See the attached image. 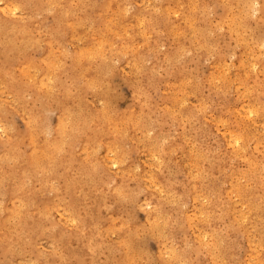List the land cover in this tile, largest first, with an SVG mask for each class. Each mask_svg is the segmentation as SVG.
<instances>
[{"label":"rangeland","instance_id":"rangeland-1","mask_svg":"<svg viewBox=\"0 0 264 264\" xmlns=\"http://www.w3.org/2000/svg\"><path fill=\"white\" fill-rule=\"evenodd\" d=\"M148 1L0 0V264H264V0Z\"/></svg>","mask_w":264,"mask_h":264},{"label":"bare ground","instance_id":"bare-ground-1","mask_svg":"<svg viewBox=\"0 0 264 264\" xmlns=\"http://www.w3.org/2000/svg\"><path fill=\"white\" fill-rule=\"evenodd\" d=\"M148 1V0H147ZM192 1V0H191ZM149 2V1H148ZM183 2V1H182ZM242 2V1H241ZM246 2V1H245ZM150 3V2H149ZM152 3V2H151ZM161 3V2H160ZM221 3V2H220ZM243 3H244V0H243ZM249 3H250V1H249ZM262 3H264V2H262ZM13 4H15V3H13ZM158 4V3H157ZM181 4V3H180ZM223 4V3H222ZM228 4V3H227ZM51 5H53V4H51ZM147 5V4H146ZM226 5V4H225ZM240 5V4H239ZM249 4H247V6H248ZM251 5V4H250ZM14 6V5H13ZM160 6V5H159ZM236 6H238V5H236ZM245 6V5H244ZM247 6H246V9H247ZM261 6V5H260ZM1 8H2V6H0ZM10 7V6H9ZM15 7V6H14ZM50 7V6H49ZM143 7V6H142ZM231 7H233V6H231ZM249 7V6H248ZM20 8V7H19ZM84 8V7H83ZM82 8V9H83ZM148 8V7H147ZM156 8V7H155ZM163 8V7H162ZM161 8V9H162ZM165 8V7H164ZM229 8V7H228ZM250 8V7H249ZM253 8V7H252ZM259 8V7H258ZM7 9V8H6ZM77 9V8H76ZM127 9V8H126ZM230 9V8H229ZM251 9V8H250ZM250 9H248V10H250ZM68 10V9H67ZM124 10H125V8H124ZM252 10V9H251ZM250 10V11H251ZM4 11V10H3ZM8 11V10H7ZM140 11V10H139ZM166 11V10H165ZM168 11V10H167ZM189 11V10H188ZM192 11V10H191ZM201 11V10H200ZM229 11V10H228ZM246 11V10H245ZM253 11V10H252ZM53 12V11H52ZM74 12V11H73ZM119 12V11H118ZM123 12V11H122ZM174 12V11H173ZM176 13H177V11H175ZM248 12V11H247ZM231 13V12H230ZM255 13H257V12H255ZM12 14V13H11ZM116 14V13H115ZM140 14V13H139ZM246 14V13H245ZM245 14H244V16L243 17H245ZM253 14V13H252ZM120 15V14H119ZM118 15V16H119ZM183 15H184V13H183ZM194 15V14H193ZM192 15V16H193ZM196 15V14H195ZM198 15V14H197ZM232 15V14H231ZM238 15V14H237ZM64 16V15H63ZM121 16V15H120ZM128 16V15H127ZM236 16V15H235ZM234 16V17H235ZM251 16V15H250ZM253 16H255V15H253ZM186 16H184V18H185ZM229 17H230V15H229ZM236 17H238V16H236ZM136 18H137V16H136ZM81 19V18H80ZM79 19V20H80ZM85 19V18H84ZM112 19V18H111ZM120 19H121V17H120ZM123 19V18H122ZM167 19V18H166ZM188 19H190V18H188ZM194 19H195V17H194ZM222 19V18H221ZM224 19V18H223ZM230 19V18H229ZM234 19V18H233ZM232 19V20H233ZM244 19V18H243ZM252 19H254L253 17H252ZM82 20V19H81ZM226 20V19H225ZM193 21V20H192ZM192 21L190 20V22L192 23ZM196 21V20H195ZM187 22V21H186ZM188 22H189V20H188ZM242 22H244V21H242ZM116 23V22H115ZM190 23V24H191ZM195 23V22H194ZM217 23H219V22H217ZM223 23V22H222ZM221 23V24H222ZM240 23V22H239ZM176 24V23H175ZM186 24V23H185ZM241 24V23H240ZM79 25V24H78ZM189 25V24H188ZM231 25V24H230ZM61 26V25H60ZM107 26H109V25H107ZM221 26V25H220ZM225 26H227V25H225ZM98 27V26H97ZM105 27V26H104ZM129 27V26H128ZM191 27V26H190ZM63 28V27H62ZM83 28V27H82ZM231 28V27H230ZM74 29V28H73ZM176 29V28H175ZM193 29H195V28H193ZM76 30V29H75ZM109 30V29H108ZM111 30V29H110ZM180 31V30H179ZM239 31V30H238ZM237 31V32H238ZM1 32V31H0ZM123 32V31H122ZM171 32V31H170ZM174 32V31H173ZM173 32H172V34H173ZM184 32V31H183ZM236 32V33H237ZM51 33V32H50ZM107 33V32H106ZM105 33V34H106ZM126 33H128V32H126ZM125 33V34H126ZM181 33V32H180ZM192 33V32H191ZM62 34V33H61ZM83 34V33H82ZM175 34V33H174ZM184 34V33H183ZM235 34V33H234ZM239 34V33H238ZM73 35V34H72ZM22 36V35H21ZM48 36H50V35H48ZM173 36V35H172ZM241 36V35H240ZM80 37V36H79ZM124 37V36H123ZM235 37V36H234ZM70 38V37H69ZM76 38H77V36H76ZM105 38V37H104ZM103 38V39H104ZM197 38V37H196ZM237 38H238V36H237ZM18 39V38H17ZM83 39V38H82ZM249 39V38H248ZM100 40V39H99ZM259 40V39H258ZM51 41V40H50ZM78 41V40H77ZM238 41V40H237ZM241 41L243 42V40L241 39ZM19 42V41H18ZM80 42V41H79ZM78 42V43H79ZM105 43V42H104ZM200 43V42H199ZM204 43V42H203ZM206 43V42H205ZM249 43V42H248ZM23 44V43H22ZM35 44V43H34ZM108 44H109V41H108ZM193 44V43H192ZM245 44V43H244ZM29 45V44H28ZM97 45V44H96ZM194 45V44H193ZM199 45V44H198ZM211 45V44H210ZM20 46V45H19ZM207 46V45H206ZM230 46V45H229ZM3 47V46H2ZM97 47H98V45H97ZM103 47V46H102ZM101 47V48H102ZM125 47H126V45H125ZM181 47V46H180ZM199 47H200V45H199ZM205 47V46H204ZM25 48V47H24ZM91 48V47H90ZM96 48V47H95ZM123 48V47H122ZM183 48V47H182ZM196 48H198V47H196ZM203 48V47H202ZM5 49V48H4ZM93 49V48H92ZM103 49V48H102ZM128 49V48H127ZM207 49V48H206ZM214 49V48H213ZM123 50V49H122ZM250 50V49H249ZM93 51V50H92ZM126 51V50H125ZM208 51V50H207ZM106 52V51H105ZM124 53H126V52H124ZM22 54V53H21ZM53 55V54H52ZM51 55V56H52ZM260 55V54H259ZM258 55V56H259ZM6 56V55H5ZM45 56V55H44ZM55 56V55H54ZM67 56V55H66ZM49 57V56H48ZM53 57V56H52ZM58 57V56H57ZM251 57V56H250ZM44 58V57H43ZM56 58V57H55ZM205 58V57H204ZM243 58H245V55H244V57ZM83 61V60H82ZM117 61V60H116ZM45 63V62H44ZM57 63V62H56ZM88 63V62H87ZM247 63H248V61H247ZM250 64V63H249ZM33 65V64H32ZM217 65V64H216ZM252 65V64H251ZM59 66V65H58ZM215 66V65H214ZM249 66V65H248ZM243 67V66H242ZM29 68V67H28ZM33 68V67H32ZM217 68V67H216ZM54 69V68H53ZM91 71V70H90ZM220 71V70H219ZM226 71V70H225ZM222 72V71H221ZM226 73V72H225ZM249 73V72H248ZM53 74V73H52ZM85 74V73H84ZM106 74H107V72H106ZM221 74V73H220ZM220 74H219V77H220ZM244 74V73H243ZM247 73H245V75H246ZM95 75V74H94ZM231 75V74H230ZM31 76V75H30ZM51 76V75H50ZM81 76V75H80ZM234 77H236V76H234ZM210 78H211V76H210ZM237 78V77H236ZM30 80V79H29ZM215 80H217V79H215ZM244 80V79H243ZM56 81V80H55ZM1 82V81H0ZM212 82V81H211ZM228 82V81H227ZM41 83V82H40ZM88 83H89V81H88ZM95 84V83H94ZM92 85V84H91ZM174 85V84H173ZM212 85V84H211ZM89 86V85H88ZM49 87V86H48ZM47 87V88H48ZM103 88V87H102ZM81 91V90H80ZM47 92V91H46ZM245 92H246V90H245ZM20 94V93H19ZM101 94V93H100ZM241 94H243V93H241ZM51 95V94H50ZM68 95V94H67ZM244 95V94H243ZM42 96V95H41ZM73 97V96H72ZM19 99V98H18ZM66 99V98H65ZM183 99V98H182ZM75 100V99H74ZM169 100V99H168ZM21 102V101H20ZM63 102V101H62ZM37 103V102H36ZM76 103V102H75ZM77 105V104H76ZM61 106V105H60ZM68 106V105H67ZM181 106V105H180ZM240 106H242V105H240ZM249 106V105H248ZM71 107V106H70ZM84 107V106H83ZM258 107V106H257ZM174 108V107H173ZM244 108V107H243ZM85 109V108H84ZM252 109V108H251ZM254 109V108H253ZM252 109V110H253ZM79 111V110H78ZM81 111V110H80ZM77 112V111H76ZM245 112V111H244ZM84 113V112H83ZM258 113V112H257ZM256 113V114H257ZM244 114V113H243ZM75 115V114H74ZM74 115H72V116H74ZM89 115V114H88ZM104 115V114H103ZM253 115V114H252ZM26 116H27V114H26ZM34 116V115H33ZM71 116V115H70ZM29 117V116H28ZM68 117V116H67ZM87 117V116H86ZM249 117H251V116H249ZM27 118V117H26ZM66 118V117H65ZM132 118V117H131ZM80 119V118H79ZM216 119H218V118H216ZM126 120V119H125ZM80 121V120H79ZM225 121V120H224ZM251 121V120H250ZM59 122V121H58ZM75 122V121H74ZM83 123V122H82ZM127 123V122H126ZM217 123V122H216ZM222 123H225V122H222ZM261 123V122H260ZM69 124V123H68ZM70 124H73V123H70ZM199 124V123H198ZM218 124H220V122L218 123ZM262 124V123H261ZM58 125V124H57ZM133 125V124H132ZM204 125H205V123H204ZM40 126V125H39ZM75 126V125H74ZM224 126V125H223ZM226 126V125H225ZM253 126V125H252ZM78 127V126H77ZM79 128V127H78ZM39 129V128H38ZM71 129V128H70ZM235 129V128H234ZM67 130V129H66ZM74 130V129H73ZM77 130V129H76ZM84 130V129H83ZM68 131V130H67ZM115 131V130H114ZM243 131V130H242ZM34 132V131H33ZM38 132V131H37ZM84 132V131H83ZM102 132V131H101ZM35 133V132H34ZM69 133V132H68ZM78 133H80V132H78ZM78 133H77V135H78ZM61 134V133H60ZM71 134V133H70ZM85 135V134H84ZM102 135V134H101ZM43 136V135H42ZM256 136V135H255ZM23 137V136H22ZM65 137V136H64ZM88 137V136H87ZM11 138V137H10ZM11 140V139H10ZM72 140V139H71ZM74 140V139H73ZM242 140V139H241ZM251 140V139H250ZM27 141V140H26ZM69 141V140H68ZM240 141V140H239ZM62 142H64V141H62ZM91 142V141H90ZM251 142V141H250ZM257 142V141H256ZM15 143V142H14ZM99 143V142H98ZM20 144V143H19ZM43 144V143H42ZM41 144V145H42ZM235 144V143H234ZM31 145H32V143H31ZM40 145V146H41ZM66 145H67V143H66ZM7 146H8V144H7ZM234 146V145H233ZM16 147V146H15ZM33 147H35V146H33ZM88 147V146H87ZM95 147H97V146H95ZM175 147V146H174ZM28 149V148H27ZM174 149V148H173ZM54 151V150H53ZM10 152V151H9ZM19 152V151H18ZM17 152V153H18ZM119 152V151H118ZM193 152V151H192ZM12 153V152H11ZM29 153V152H28ZM48 153V152H47ZM87 153H88V151H87ZM24 154V153H23ZM57 154V153H56ZM118 154V153H117ZM193 154H195L194 152H193ZM18 155V154H17ZM25 155V154H24ZM31 155V154H30ZM40 155V154H39ZM43 155V154H42ZM59 155V154H58ZM78 155V154H77ZM109 156V155H108ZM48 157V156H47ZM99 157V156H98ZM89 158V157H88ZM92 158V157H91ZM194 158V157H193ZM23 159V158H22ZM49 159V158H48ZM34 160V159H33ZM87 160V159H86ZM25 161V160H24ZM39 161V160H38ZM126 161V160H125ZM6 162V161H5ZM13 162H15V161H13ZM36 162V161H35ZM196 162V161H195ZM12 163V162H11ZM24 163V162H23ZM88 163V162H87ZM3 164V163H2ZM22 164V163H21ZM72 164V163H71ZM37 166V165H36ZM44 166V165H43ZM81 166V165H80ZM123 166V165H122ZM209 167V166H208ZM51 168V167H50ZM38 169V168H37ZM72 169V168H71ZM53 170V169H52ZM38 171V170H37ZM57 171V170H56ZM201 172V171H200ZM195 173V172H194ZM41 174V173H40ZM55 174V173H54ZM56 174H57V172H56ZM100 174V173H99ZM83 175V174H82ZM159 175V174H158ZM150 176V175H149ZM76 177V176H75ZM91 177V176H90ZM193 177H195V176H193ZM31 178V177H30ZM149 178V177H148ZM147 178V179H148ZM204 178V177H203ZM141 179V178H140ZM208 180V179H207ZM10 181V180H9ZM99 181V180H98ZM190 181V180H189ZM229 181V180H228ZM3 182V181H2ZM159 182V181H158ZM209 182V181H208ZM241 182V181H240ZM80 183V182H79ZM165 183V182H164ZM201 183H202V181H201ZM238 183V182H237ZM48 185V184H47ZM61 185V184H60ZM68 186V185H67ZM201 186V185H200ZM162 187V186H161ZM202 187V186H201ZM217 187V186H216ZM12 188V187H11ZM168 188V187H167ZM237 188V187H236ZM239 188V187H238ZM208 191H209V189H208ZM207 191V192H208ZM219 191V190H218ZM8 192V191H7ZM51 192V191H50ZM242 192V191H241ZM58 193V192H57ZM92 193V192H91ZM113 193V192H112ZM6 194V193H5ZM212 194V193H211ZM34 195V194H33ZM219 195V194H218ZM23 196V195H22ZM45 196V195H44ZM28 197H29V195H28ZM79 197V196H78ZM232 197V196H231ZM237 197V196H236ZM195 198V197H194ZM36 199V198H35ZM100 199V198H99ZM38 200V199H37ZM94 201V200H93ZM160 201V200H159ZM171 201V200H170ZM194 201V200H193ZM27 202V201H26ZM219 202V201H218ZM9 204V203H8ZM18 206V205H17ZM35 206H36V204H35ZM95 206V205H94ZM20 207V206H19ZM21 207H22V205H21ZM17 209H18V207H17ZM77 209V208H76ZM89 209V208H88ZM94 209V208H93ZM243 209V208H242ZM19 210V209H18ZM40 210V209H39ZM4 212V211H3ZM77 212V211H76ZM73 213V212H72ZM90 213V212H89ZM2 214V213H1ZM16 214H18V213H16ZM27 214V213H26ZM67 214V213H66ZM248 214V213H247ZM246 214V215H247ZM29 215V214H28ZM48 216V215H47ZM70 216V215H69ZM164 216V215H163ZM232 216V215H231ZM86 217V216H85ZM228 217V216H227ZM257 217V216H256ZM41 218V217H40ZM162 218H164V217H162ZM242 219V218H241ZM98 220V219H97ZM216 220V219H215ZM259 220V219H258ZM78 221V220H77ZM260 221V220H259ZM262 221V220H261ZM255 222V221H254ZM257 222V221H256ZM210 223V222H209ZM46 224V223H45ZM57 225V224H56ZM82 225V224H81ZM58 226V225H57ZM97 226V225H96ZM64 227V226H63ZM258 227V226H257ZM24 228V227H23ZM54 228H55V226H54ZM256 228V227H255ZM2 229V228H1ZM35 229H36V227H35ZM167 229V228H166ZM260 230V229H259ZM72 231V230H71ZM261 231V230H260ZM249 233H251V232H249ZM249 233H247V234H249ZM259 233V232H258ZM252 234V233H251ZM93 235V234H92ZM253 235V234H252ZM199 236V235H198ZM108 237V236H107ZM255 237V236H254ZM249 238V237H248ZM256 238V237H255ZM254 240V239H253ZM220 241V240H219ZM217 242V241H216ZM257 242V241H256ZM259 242V241H258ZM14 243V242H13ZM93 243H95V242H93ZM262 245V244H261ZM255 247V246H254ZM128 248V247H127ZM28 250V249H27ZM255 250V249H254ZM30 251V250H29ZM128 252V251H127ZM226 253V252H225ZM26 255H28V254H26ZM224 255V254H223ZM248 259V258H247ZM65 262V261H64ZM174 262V261H173ZM218 262V261H217ZM231 264V263H230ZM243 264V263H242ZM261 264V263H260Z\"/></svg>","mask_w":264,"mask_h":264}]
</instances>
